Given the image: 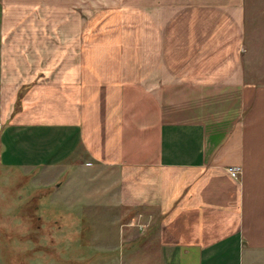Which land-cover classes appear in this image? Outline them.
Masks as SVG:
<instances>
[{
  "label": "crops",
  "instance_id": "1",
  "mask_svg": "<svg viewBox=\"0 0 264 264\" xmlns=\"http://www.w3.org/2000/svg\"><path fill=\"white\" fill-rule=\"evenodd\" d=\"M254 15L264 0H0V172L151 264H264Z\"/></svg>",
  "mask_w": 264,
  "mask_h": 264
},
{
  "label": "rangeland",
  "instance_id": "2",
  "mask_svg": "<svg viewBox=\"0 0 264 264\" xmlns=\"http://www.w3.org/2000/svg\"><path fill=\"white\" fill-rule=\"evenodd\" d=\"M251 17L255 30L245 66L264 83V15ZM87 214L79 208L67 210L60 196L33 189L29 178L11 168L2 170L0 264H151L147 254L131 256L128 245L117 246L125 234L120 238L110 219Z\"/></svg>",
  "mask_w": 264,
  "mask_h": 264
},
{
  "label": "built area",
  "instance_id": "3",
  "mask_svg": "<svg viewBox=\"0 0 264 264\" xmlns=\"http://www.w3.org/2000/svg\"><path fill=\"white\" fill-rule=\"evenodd\" d=\"M229 173H231L234 176H239L242 173V168L239 166H233L228 169ZM146 227V226H144Z\"/></svg>",
  "mask_w": 264,
  "mask_h": 264
}]
</instances>
